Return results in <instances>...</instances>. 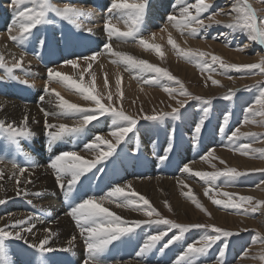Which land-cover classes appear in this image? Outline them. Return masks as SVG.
I'll use <instances>...</instances> for the list:
<instances>
[{"label":"rangeland","instance_id":"1","mask_svg":"<svg viewBox=\"0 0 264 264\" xmlns=\"http://www.w3.org/2000/svg\"><path fill=\"white\" fill-rule=\"evenodd\" d=\"M54 1L55 0H49L50 8L62 9L66 6L71 7L69 5L70 1L68 0L64 1L63 3H58V4H62L63 5L62 7L55 6L53 4ZM74 1L75 0H73L72 2ZM57 2L59 1L57 0ZM98 2L99 0H92V2L89 5L91 6V4L93 3V6H96V3ZM117 2H119V0H117ZM205 2L212 4V7L208 10V12L202 14V18L205 20V23L207 24L208 23L207 17L209 15H214L218 10L221 9L227 11L230 7L229 4H231L232 0H205ZM105 3L107 4V8L102 11L101 8L98 6L96 12H95L96 8L91 7L92 11H90L89 13V15L92 17L91 19L98 17L94 20L95 22H97V25L89 27L92 29V33L95 31H99L101 32L102 41L104 43L108 42V44L110 45L123 44L132 47V50L137 48L139 40L143 39L145 43L149 45V47L147 49L145 48L144 51L146 52V54L148 53L147 55L144 54V52L142 51L143 52L142 54H144L145 57H141L133 53H126L125 55L132 56L137 60H143L146 63L152 64L155 67H159L168 71L173 77L176 78V80L180 81V83L183 84L185 91L191 93L193 96H199L202 99H211L212 102H211V106H208L202 104L201 101L199 100H190L188 104L185 106V108L180 109L181 115L177 117L175 120H172L171 118H165L163 121L149 122L143 119H139V122L136 125V129H134L132 133H129V136L125 139V141L122 142L115 149V153L107 160L98 163L94 169H92L89 173H87L84 177H82L81 181L76 185V188L73 190L72 193L62 192V190L58 188L56 184L53 183L54 188L56 186V188L53 189L54 192L52 191L53 199L58 200V202L60 203L64 216L60 215V218H58L56 225L53 226L52 231L55 232L56 235L50 241L49 246L54 249H57V251L46 254V259L48 261V264H61V263L83 264L84 260L88 257V253L85 251V245L83 244L84 242L80 243L78 241L79 230L77 231L76 228V231H74L75 235L71 233L72 232L71 227L75 225V222L66 213L70 211L71 206H73L75 203L80 202L82 199L87 198V194H91L93 196L99 194L96 197L104 196L107 193V191L111 188V186L110 187L109 185L106 186L104 185L103 182H107L108 180H110L112 174L116 176L118 175V172L122 173L123 168L121 165L126 161L129 162L132 160V162L136 165L137 164L136 160L140 159L138 156H142L141 158L142 161L146 159L156 158V169L159 168L160 163L157 157L160 156L161 154L159 153L161 150L160 148L161 145H159V143L156 144V146L159 145L158 146L159 151L157 148L154 149L153 152H155V157L144 156L141 151L132 148L131 145L135 140L134 136L137 137L134 143L137 144V146L144 152H147V148L151 146V143L153 141L156 142L157 140L161 139L166 143L168 142L173 143V149L169 153L168 158H172L174 156H180V157L182 156L178 154L179 151L177 150V142L178 144L181 142V144L184 145L183 152L185 153V156L186 153L188 156L189 154L188 151L190 150V146H191L192 153L198 152V154H194L195 158L191 159L188 163H194L196 166L200 168L199 169L200 172L212 173L217 170L235 168L237 171L244 173L243 175L235 178H228L223 176L218 177L215 181V189L207 192V194H206V189H213L214 186L211 183H208L205 180L194 175L196 177L197 184L195 183V186L197 189H193L194 191L189 193V196H192L202 205L203 211L197 208L195 204L192 202V200L188 198L186 200L190 201L189 203H191L189 204L190 211L185 210V213L181 211H175L173 208H171V205L166 199L168 198L167 193H170L172 191L167 186H162V188L161 187L158 188L157 186H154L156 184L155 183L156 181H154L152 184L153 187L155 188H151V189L153 192L154 191L157 192L158 201L155 198L156 194L154 196H151L149 194L151 189L146 188L147 186L145 182H144L145 184L143 185H145L146 187L136 191V193H138L139 195H143L146 199H148L151 206L154 207L161 216L167 219L182 224L214 225L223 230H227L235 233L228 240V247L226 250L225 257L223 258V264H264V208H262L260 211L256 213H245L243 209L241 210L224 209L221 206L212 203L213 199H223L227 201V199L229 198H233V202L235 203L238 202L239 197L241 196L251 197L253 201H264V171H262V169H264V158L260 156V150H264V126H262L259 123L245 122L246 116L249 121L252 120L259 121L262 119L260 116L253 117L250 114H247L246 109L249 106L253 105L255 98L258 96L259 84L264 83V76H261L258 73L250 74L247 71L229 70L225 72L224 70L220 69L218 63L217 64L211 63V56L213 55L218 56L224 63L227 64L242 65V64H250V63H260L261 61H264V46L255 44L254 42H249L245 34L244 37H242L238 35L240 33L236 32L235 38L239 40H235V41L233 40L232 42H230V45L224 47L223 46L224 38L218 35L225 28L222 25L220 26L213 25L211 27V30L213 31L208 37L204 36L203 32L205 31L203 30H201V32L195 37L189 36L187 30H183V29L178 30L179 38L188 37L189 41L196 39L197 41H199L200 44H204L206 46L210 45V43H214L211 47L207 48L205 46L202 47L193 43L192 44L188 42L182 43L178 40L176 41L172 40L173 43H175L178 48L185 50L191 49L193 51L207 53L208 54L207 62L210 65V68H203V61L201 60V58L199 57H192L191 59L183 58L182 56L177 54V51L172 48L171 44H169L168 41H166L167 43L164 42L163 45L164 47L162 48L159 47L160 51L159 53H157L156 50L151 47V45H153L155 41L152 43L150 38L154 39L155 35H158V32L161 33L162 32L161 30H163L165 27L163 28L159 24H153L152 26H149L147 27V29H145L143 25L146 20V18L144 17L145 13L139 24L138 32L135 34V39L133 38L123 39V38H118L117 36H113L109 38L107 36V33L104 31V25L108 21H111V26H114L119 32H125L130 29H128L126 26H124L122 23L116 20L117 13L110 14L108 12V9L111 7V4L113 3V0H106ZM132 3H137V0H133ZM248 3L257 12L258 16H264V0H248ZM3 11L4 13L13 12L12 7L10 5V0H0V32H1L0 41L1 43H3L2 40L5 39L6 42L12 46V49L15 51V55L31 56V58L29 59L30 60L34 59L33 62H35L36 59L45 58L47 61L45 67L54 68L57 71L61 72L62 74H63L62 67L66 65L63 63L65 59H72L71 57L75 58L80 56L91 57L93 55H96V59L90 61L91 67L88 70H90V73L92 72L91 75L89 74V71L87 72L88 75H90L91 77L88 81L89 82L88 86H91L93 88V94H96L98 97H102L101 102L105 105L106 108L111 107L118 110H123L127 115H131L134 118H137L143 115H156L162 111H171L172 108L177 107V103H176L177 100L185 99V97H182L178 94V89L180 85L176 84L174 81H168L165 78H160L159 83L145 84L143 81L153 77L155 75L154 73H150V72L140 73L139 70L136 71V69L134 68H131L134 69V72L132 70L129 71L125 70L123 66H127V65L122 62H119L120 58L115 56L112 57V60L115 63V67L117 70H120V72L123 73L124 77L128 80L129 84L125 86L123 82H121L119 88L115 87L112 90L108 87L107 84V88H105L106 89L105 92L96 91L97 88L95 83V74L97 73L96 69L99 63L98 61L102 57V54H98V53H102V51L92 48L90 45H86V47H83L85 46V44L83 46L82 44H80L81 47L79 48V46L74 45V41H72V39L66 40L70 43L71 45L70 47L64 44L66 49L63 48L58 50L56 48L58 47L62 48L63 44L61 42L63 41V43H65L64 39L62 40V38H60L58 42L56 38L52 35V32H48V30L50 31V29H53L54 27L55 29L61 28L63 34L70 33L72 37H75L74 39L80 41L82 39L80 35L83 34H85L86 36L90 35L89 32L83 31V29L86 26V24L83 22V17H82L83 14H81L80 18H78L77 15L74 16L72 18V21L69 22V20L63 19L59 15H57L55 11L52 10L48 11L44 23L38 25L36 28H34L31 31V33L20 39V41H23L24 45L27 46L28 49H30L29 44L31 40H33L34 42L38 40H42L41 42L38 41L35 43L37 45L33 46L32 48L33 53L29 54L24 47H17L16 44L8 38L9 37V33L7 31L8 26L5 24L4 19L1 17ZM102 13H104L105 15L104 18L100 17ZM1 18L3 21L1 20ZM215 19H219L221 21L226 22L228 20V17L215 16ZM77 25H79L80 27L78 28ZM41 29H44L45 32L42 31ZM3 34L4 36H2ZM13 34H15V32ZM43 34H46L49 37L47 36L46 38H44ZM36 36L39 37L36 38ZM87 40H85V42ZM1 43L0 46L2 45ZM246 43H249V46L247 45V47H245ZM42 44L43 46L44 44H46L47 47L43 49ZM72 48H73V53H69V51ZM240 48H243V51H240L239 50ZM42 49L43 51L41 52ZM138 49L140 50V48ZM1 50H0V56H3L4 64L7 67H13L14 65L13 63L8 64L6 62L7 60L5 59L4 56L5 53L3 54ZM64 50H67L68 56H66V53H62V51ZM257 53L261 55L260 61L258 62L253 61L254 56H256ZM169 54H173L174 58H176L177 60L174 59L173 62L170 59ZM236 54H240V59L236 58L235 56ZM103 55L109 57L108 53H104ZM34 64L35 65L33 67L26 68L25 66H23L28 74L36 75L37 70L41 72L44 69V67H42L37 62H35ZM3 69L5 68L0 67V76L2 75V77H0V98L5 99L2 90L6 84L7 86H9V84L11 85V83L16 85L17 89L11 87L9 88L10 89L9 91L12 92L14 95H19L18 91L24 89V84L22 83L23 84V88H22L20 81H22V79L26 81L25 80L26 78L22 77L20 73H17L16 72L17 69H13V72L11 73V75L14 77H10V75L6 72V69L5 70ZM140 74L143 75L140 76ZM212 80H216L218 81V83L213 84ZM255 80H257V82L252 83V81ZM133 85L135 87L150 89L154 93L151 94L152 95L151 97H149L148 95L137 96L135 95L136 92L134 93L132 92L133 90H131V87ZM165 87L177 89V94L175 95V98H173V96H170L168 92L164 91ZM108 88L109 91H107ZM229 91H234L235 95L228 100L223 99V97L226 96L229 93ZM109 95L112 96L111 101H109L108 99ZM85 102H86L85 106L84 105L81 106L78 105V106L81 108H88V109L95 107V105L92 104L91 101H85ZM204 107H209V112L205 119V123L202 127V132L200 134V137L198 138V143L194 146V142L192 139L194 127L195 124L199 122L201 117L204 116L203 113ZM40 109L41 107H37V109L27 108L26 111L29 112V115L34 114V112L38 113V111L39 113H43L40 111ZM226 114L229 115V121L228 124L225 126L224 131L221 132L220 128L223 123L224 116ZM76 118L81 119V117L78 115ZM3 122L5 123V130H0V188L3 189V191H0V199L6 198L7 202L2 206H0V211L2 210L0 214L3 211H6V212H10L14 217V215L16 214H20L22 212H26V213L28 212L32 215L38 214L39 218L44 219L42 214L36 211L34 207L30 211L22 209V208H29L31 206V202L27 201L25 203L28 204L25 205L23 204V206L21 207L20 204L22 202V197H20V195L24 193V191H27L30 193L28 195L30 199L33 201L35 199L36 201L40 199L44 201L50 199L49 196L47 195H45V197H41L42 195H35V193H38L35 190H38V188L41 186L40 184L42 183L41 181L44 182L48 177L47 172L44 173V171L43 172L35 171V169L37 168L36 166L38 165V163L35 160L38 159L39 161L43 159V147L45 143L46 144L49 143L47 144V146L50 144L56 147L58 146L61 152H64L70 150L71 147H74L75 142L73 141L69 143L70 145L67 144V146L61 149L58 140H50V138L46 135L45 121L44 124L29 123L27 125L29 134L26 136H18L17 139L13 141L8 137L9 133L7 131V126L12 125L13 128L18 129V128H22L23 124L14 125V124H10L9 122L7 123L6 121ZM103 127H109V128L104 131H100L103 129ZM114 127L115 125L113 118L110 115H105L99 117L97 120L90 122L88 125H86L83 129L76 132L75 134L70 133L69 135L78 138L77 142L82 147H85L87 144L84 145V143H88V144L92 143L93 140L95 139V136L98 134L105 135L104 133H107L108 136L109 135L108 133H110V131L113 130ZM144 128H146V130H142ZM213 129L214 131L212 133ZM153 130H157L156 135L146 136V137H150V140L146 141L145 135L147 134V132L151 134V131ZM173 130H174V136L170 141L169 135ZM235 130H238L240 139L236 140L234 143L229 142L227 140V137L231 135V133ZM85 135H88V138H90L91 135V138L93 140H91V142L88 140L85 141L84 139ZM210 136L211 139L206 141L205 139L206 138L208 139ZM215 136L218 137V142L216 141L212 142L213 140H217ZM108 137H104L103 139L108 140L110 143H115L114 138L110 139V137L109 138ZM206 143H210V146H206ZM242 144L249 145V154L243 155L241 154L240 151L236 150ZM163 145L165 146V144ZM185 145H189V146L185 147ZM252 149H255L257 151L252 152L251 151ZM106 150H107L106 145L100 144L97 153H92L90 156L84 157L85 154L81 150H79V152H81L79 154L80 156H82V158L90 160L96 158V156L99 155V152ZM209 151H212L211 157H207V153ZM202 157H205L206 159H202ZM123 160L124 162L119 164ZM177 160L178 158L176 159L173 158V161H177ZM8 161H13V162L11 163ZM13 163L16 165V167H13ZM169 163L170 161L167 160L165 161L164 164L168 165ZM115 165L117 167L116 172L115 170H113V167ZM21 167L25 169V171L22 174L19 171ZM183 167L184 164L181 163L179 166V170H180L179 173L178 171L173 172L169 176L177 178L178 175L182 172L181 169ZM137 168L139 167H135V168L130 167L131 172H133L131 173L133 176L124 175L125 176L124 177L123 174H120L117 176L118 178L115 177L116 179L114 183H112L113 187H115V185L118 184L120 185L124 183L127 180V178L128 179L135 178L134 171H136ZM3 170L5 171L8 170V171L5 172ZM173 171H176V169ZM195 172L198 171H196L194 167V169H191V173L194 174ZM4 175L6 176L4 177ZM19 175L20 177L21 176L23 177L20 179ZM165 175L167 174L155 173V176L149 175L150 177H148V175L145 176L144 174L141 178L142 179L150 178L154 180V178L157 177H166ZM43 176L45 177L43 178ZM17 177L19 178V187H17L18 184ZM29 180H31L32 183L26 182ZM93 180L96 181L93 182ZM15 191L16 193L14 195ZM17 191H20L21 193L19 196L17 195ZM159 192H162V194ZM217 192L219 194H217ZM224 192H228L230 194V197L223 196ZM24 198L27 199L28 197H24ZM180 199H184V197L183 198L180 197ZM72 200L74 201V203H69ZM245 207H247V205H245ZM109 210L112 211L114 214L119 215L123 220L129 222L147 219V217L144 216L142 212H135L131 208L117 207L116 204L112 206ZM62 218H64V220ZM15 219L17 220L22 218L19 217L11 218V221L9 223H11L12 220L14 221ZM2 225L3 224L0 223L1 227H3ZM128 226H131V224H129ZM67 227L70 229H67ZM45 228L51 229V226H47ZM45 228H40L39 230L41 231L35 229L34 230L35 232L33 231V234L24 233L25 239H16V240L10 239L6 242H0V244L3 245V247L0 248V251L7 252V257H6L7 264L10 263L9 261L10 256H13L16 253L18 255V259L20 260V264H29V262H31V264H41V259H40L41 254H39L33 248L29 247V245L34 244V242L35 244H37L39 240L43 238V236L45 235L44 233ZM55 228H59V230ZM163 230H165V226L163 225H155V224L142 225L141 227L137 228L134 232H130L120 236L116 241H113L112 244L109 245V247L105 250V251H110V253L114 256L121 255L119 256L120 259H116L117 261H114L113 263H107L106 260L104 259L105 254L102 253L100 257V261L102 262V264H128V263L129 264H174V262L177 261V258L185 252L189 244L195 243L203 235L206 234L205 229L203 228L191 229L185 232L180 240L175 241L173 244L165 248L164 245L168 242V240H170L173 236L178 234V230H172L168 232L167 235L163 237V239L159 241V243L149 253L137 257L136 253L139 251L146 236L152 234H158L160 231ZM208 231L210 232V234H214L211 233L210 229ZM63 233L65 235H63ZM67 234L69 236H67ZM72 235L77 238L74 243V246L71 247L69 251L75 248V246L78 244L81 249L83 248L80 256L77 255L78 253L75 252L65 253V251L59 250L62 248L69 247L68 240L70 239V236L73 237ZM26 236H30V237H26ZM26 238L27 239L30 238L29 239L30 244L28 245L24 242ZM57 240L59 243L57 242ZM51 243L53 245H51ZM223 243H224L223 239L217 241V243L213 245L206 254L198 255L195 258H193L191 264H219L218 253ZM196 246H199V244H197ZM161 249H163V251H161ZM169 249H173L174 251Z\"/></svg>","mask_w":264,"mask_h":264},{"label":"snow or ice","instance_id":"2","mask_svg":"<svg viewBox=\"0 0 264 264\" xmlns=\"http://www.w3.org/2000/svg\"><path fill=\"white\" fill-rule=\"evenodd\" d=\"M178 3L183 5L180 8L179 18L175 15H169L167 20L172 24L173 27L178 30H187L189 36H197L201 30L207 31L208 28L213 25L224 26L230 29L232 32L243 33L247 36L249 42H254L255 44L264 46V16H258L257 12L252 8L248 3V0H232L230 7L227 11L218 10L214 15H209L207 17L208 23H205V20L202 18V14L208 12L212 7L211 3L205 2V0H195V3H185V0H178ZM10 5L13 10L12 21L8 26L9 39L13 42L20 40L25 37L31 31L36 28L38 25L44 23L45 17L48 11L52 10L57 13L61 18L72 21V18L76 15H79L82 11H92L91 9H79L73 7H64V8H50L49 0H10ZM147 7L146 0H141L139 3H125L123 0H113L111 7L108 9L110 14L120 13V18L127 17L130 21V30L125 32H119L114 26H111V21H108L104 25V31L107 33L109 38L117 36L118 38H133L135 39V34L138 32L139 24L143 18ZM194 10V13H193ZM215 16H225L228 17V20L221 21L215 19ZM127 22V20H126ZM79 28L80 26L77 25ZM84 31L89 33L92 32L91 28H84ZM15 32V34H13ZM219 36L225 35L224 33H219ZM168 43L171 44L172 48L177 51V54L182 56L185 59H191L192 57H199L203 61V68H210V65L207 62V53L193 51L191 49L185 50L178 48L175 43H173L171 37H169ZM139 44L143 45L145 48H148L149 45L145 43L143 39L139 40ZM152 48L159 53L160 49L156 45H151ZM247 47V45H245ZM105 52H112V49L108 43H105L103 46ZM243 51V48L239 49ZM102 54V53H98ZM113 55L119 57V62H122L127 65L128 68H134L140 72H150L155 75L150 79H146L143 82L145 84L159 83L160 78H165L168 81H174L176 84L180 85L178 89V94L185 99L177 100V107L172 108L171 111H162L156 115H143L141 117L134 118L131 115H127L123 110H118L115 108H106L105 105L101 102L102 97H98L96 94H93V88L91 86H85L82 82H77L67 75H63L61 72L57 71L54 68H49L47 70L48 80L44 85V93L40 97V101L44 102L47 96L49 103L53 102V94L57 98V107L59 109L58 113H50L43 108L40 109L43 112L45 117V130L46 135L50 140H55L63 135L75 133L83 129L90 122L97 120L101 116L110 115L114 120L115 127L110 131L109 135L114 138L115 143H110L108 140L103 139L102 136L96 135L92 143L87 144L84 148L89 153H96L99 149L100 144L106 145L107 150L99 152V155L92 160H87L78 155L75 151H67L61 154H58L53 160H51L49 167L53 170L55 174V181L58 188L64 193H71L76 188V185L81 181V178L89 173L96 165L104 160H107L115 153V149L125 141L129 136V133H132L136 129V125L139 122V119L145 121H163L165 118H171L175 120L181 115L180 109L185 108L190 100H199L202 104L211 106V99H202L199 96H193L191 93L185 91L183 84L180 81L176 80L168 71L155 67L152 64L146 63L143 60H137L132 56L125 55L123 53H113ZM96 59V55L91 57H78L77 59H67L63 63L66 65H71L73 69H76L78 63L82 60L88 67L82 68L79 75L80 80L83 81L84 73L88 72V69L91 67L90 61ZM3 56H0V67H4L6 72L10 77L13 69H20L22 64L20 61H16L13 67H7L4 64ZM212 64H219L220 69L225 72L229 70L235 71H247L250 74H260L264 76V61L260 63H250V64H227L224 63L218 56H211ZM202 68V70H203ZM127 70V69H126ZM91 75V73H89ZM23 83H28V81H22ZM51 82H56L62 85L64 88L69 90H74L81 94L86 101H91L95 105L94 108H81L76 104L68 103L67 101L61 99L58 93H55V89H51L49 84ZM213 84H217L218 81L212 80ZM117 88H119L120 81H116ZM105 88H107V82H105ZM165 92H168L170 96L175 98L177 94V89H172L169 87L164 88ZM235 95L234 91H229V93L223 97V99L228 100ZM109 101L112 100V96H108ZM209 107L203 108L204 116L201 117L198 123L195 124L193 131V142L194 146L198 143V138L202 132V127L205 123V119L208 115ZM246 113L251 116H260L262 119L259 121H249L247 116L245 122L259 123L264 126V83L259 84V94L255 98L253 105L249 106L246 109ZM69 115H78L81 117L76 122L75 127H67L63 123L54 124L48 123V118H56L57 116H69ZM29 115L25 114L23 117V127L22 128H13L12 125L7 126V131L9 133V139L15 141L18 136H26L29 134L27 125H28ZM229 115L224 116L223 123L221 125L220 131L223 132L225 126L228 124ZM0 130H5V123L0 121ZM254 135V134H253ZM174 136V130L169 135V140L171 141ZM240 139L238 130H235L227 137L229 142L234 143L236 140ZM173 149V144L169 143L167 148L164 150V154L157 157L160 164H164L168 159L169 153ZM241 154H249V145L242 144L237 149ZM252 152L257 150L252 149ZM212 156V151L207 153V157ZM260 156L264 158V150H260ZM202 159H206L202 157ZM13 167L16 165L13 163ZM214 167V166H213ZM21 173L25 171L23 167L19 169ZM102 171V170H100ZM184 173L191 172V169L188 165H184L181 169ZM264 171V169H262ZM237 171L235 168H227L225 170H217L212 173L207 172H195L194 175L205 180L208 183H211L214 187L213 189H206L207 192L215 189V181L218 177H228L235 178L243 175ZM17 187H19V178L17 177ZM27 183H32L31 180ZM125 187L127 186H115L111 188L104 196L96 198L94 196H89L88 198L82 199L80 202L75 203L71 206L70 211L67 212V215L72 218L75 222L76 228L79 230V236L83 239L85 245V251L88 253V257L84 260L83 264H102L100 261L101 254L112 244L113 241H116L120 236L125 235L130 232H134L137 228L142 225H163L165 230L160 231L158 234L147 235L143 244L141 245L139 251L136 253V256H143L149 253L158 243L167 235L168 232L172 230H178V234L173 236L164 247H168L173 244L175 241L181 239L183 234L191 229H205V235H203L198 241L193 244H189L185 252L177 258V261L174 264H191L193 258L198 255H203L208 252V250L217 243V241L223 239L224 243L220 247L218 257L219 264H223V258L225 257L226 250L228 247V240L235 233L227 230H223L214 225L208 224H182L177 223L173 220L167 219L161 216L157 210L151 206L148 199L143 195H139L136 192H126ZM0 191H3L0 188ZM21 193L17 191L19 196ZM27 196L29 193L24 191L23 193ZM217 194H219L217 192ZM39 195V193H35ZM223 196L230 197L228 192H224ZM188 199L192 200L195 206L203 211L202 205L195 200L192 196H189ZM105 201L108 204L115 203L117 207L131 208L135 212H142L147 219L140 221L129 222L123 220L119 215L114 214L107 207L102 206ZM7 202L6 199H0V205H3ZM142 202V203H141ZM212 203L218 206H221L224 209H234L241 210L245 213H256L264 208V201H253L251 197L241 196L239 197L238 202H233V198L227 199H213ZM247 205V207H245ZM171 210V209H169ZM3 219V218H0ZM34 217L32 215L27 216L24 219H17L11 223H6L3 227H0V242H6L10 239H24V233L33 234V230L36 227V224L33 222ZM131 224V226H128ZM18 229V230H17ZM211 230V233L208 230ZM45 235L42 239L39 240L38 244L29 245V247L36 250L41 254V264H48L46 259V254L50 252L57 251L49 246L50 241L56 235L50 228L44 229ZM76 237L73 236L68 241V248L59 249L60 251H69L71 247L74 246ZM27 243V240H24ZM199 244V246H196ZM3 245L0 244V248ZM163 251V249H161ZM0 264H7V252L0 251ZM31 264V262H29Z\"/></svg>","mask_w":264,"mask_h":264},{"label":"bare ground","instance_id":"3","mask_svg":"<svg viewBox=\"0 0 264 264\" xmlns=\"http://www.w3.org/2000/svg\"><path fill=\"white\" fill-rule=\"evenodd\" d=\"M59 2H57V0L54 1V5L55 6H60L62 7L63 5L62 4H58V3H63L64 1H67V0H58ZM70 1V6L73 7V8H79V9H91V7H95V12L97 11L98 7L101 8V11L102 10H105L107 8V4L105 3L106 0H99L98 3H96V6H93V3L91 4V6L89 5L92 0H75L74 2H72L73 0H68ZM125 3H132L133 0H124ZM141 2V0H137V3ZM87 3V4H85ZM146 3H147V8H146V12H145V23L143 24L144 25V28L147 29V27L149 26H152L153 24H159L161 25L164 29L161 30L162 32L159 33L158 32V35H155L154 39L153 38H150L151 42L153 43L155 41V43L153 45H157L158 47L162 48L164 47V42L167 43L166 41L169 40V37H171V39L173 41H180V42H185V43H193V44H196L198 46H202V47H211L214 43H210V45L206 46L204 44H200L199 41H197L196 39H193L192 41H189L188 40V37L186 38H179V35H178V29L173 27L171 23H169V21L167 20V17L169 15H175L177 18H179V14H180V8L183 6L181 4L178 3V0H146ZM185 3L188 4V3H195V0H185ZM230 5V4H229ZM98 6V7H97ZM89 11H82L79 15H77L78 18H80L81 14H83V22L86 24L85 26V29L86 28H89V27H92V26H95L97 25V22H95L94 19H91L92 17L89 15ZM99 15V13H98ZM104 13H102L100 15V17L104 18ZM1 17L4 19V22L7 26H9V24L11 23L12 21V17H13V12L10 13V12H7V13H4V11L2 12L1 14ZM1 18V20H2ZM116 20L119 21L120 23H122L124 26H126L128 29H130V24H131V21L125 17V18H120V13L117 12V16H116ZM127 20V22H126ZM3 21V20H2ZM42 31L45 32L44 29H41ZM75 31V30H73ZM84 31V29H83ZM213 30H211V27L207 29V31L203 32L204 36L205 37H208L210 36V34L212 33ZM48 32H52V35L56 38V40L59 42L60 38H62V40L64 39L65 43H63V41L61 42L63 45H62V48H56V49H66V47L64 46V44L66 46H71L70 43L66 40L68 39H72V41H74V45L75 46H79V48L81 47L80 44H82V46L85 44V46L83 47H86V45H90L92 48H95L97 50H101L102 51V57L100 58V60L98 61V65H97V73L95 74V83H96V88L98 92L100 91H106L105 89V82H107L108 84V87L112 90L114 89L115 87H117V84H116V81L119 80L120 83L123 82V84L126 86L129 84L128 80L124 77L123 73L120 72V70H117L116 67H115V63L113 62L112 60V57L115 56L113 55V53H116V52H119V53H123V54H126V53H133V54H137L141 57H145L144 54H146L145 51V47L141 44L138 43L137 45V48L133 49L132 50V47L130 46H127V45H110L111 49H112V52H105L104 49H103V46H104V42L102 41V36H101V32L99 31H95V32H91L90 35L86 36L85 34L83 35H80V37H82V39L80 41H77L76 39H74L75 37H72L70 35V33H67V34H63L62 33V29L59 28V29H55V27L53 29H50V31L48 30ZM1 33V32H0ZM221 33H224L225 35L221 36L224 38V44L223 46L224 47H227L228 45H230V42H232L233 40H239V39H236L235 36H236V32H232L230 29L228 28H224V30L221 32ZM239 33V32H238ZM44 35V36H43ZM42 36L44 38H46L48 35L46 34H43ZM242 37H244V34L243 33H240L238 34ZM4 36V34L2 35ZM39 36H36V38H38ZM49 37V36H48ZM6 38V37H5ZM227 38V39H226ZM3 39V38H1ZM32 39V38H31ZM88 39V40H87ZM5 40V39H4ZM2 40V42L4 43H0L2 44L0 46V50L1 52H3L4 56H5V59L7 60L6 62L9 64V63H15L16 61H20L21 64H22V67L20 69H17L16 72L17 73H20L22 75V77L26 78L25 80L28 81V83H23L22 81H24L22 79L21 82V85H22V88H23V84H24V89L23 90H20L18 91L19 95H14L12 92H10L9 88L13 87L15 89H17L16 85L12 84L11 85L9 84V86H7V84L5 85V87L3 88L2 92L4 93V97L5 99H2L0 98V120L2 121H6L7 123L9 122L10 124H14V125H18V124H23L22 121H23V117L25 114H28L29 115V112H27V108H36L37 107H41L43 108L44 110L50 112V113H58L59 112V109L57 107V98L55 96V94H53V102L52 103H49L48 100H47V96L45 98V101L44 102H41L40 101V97L42 95H45L44 93V85L45 83L47 82L48 80V77H47V70L49 68L45 67L46 66V59L45 58H40V59H36L35 62H37L38 64H40L42 67H44V69L39 72L37 70V73L36 75L34 74H28L24 67L25 66L26 68L27 67H33L35 64L34 59L33 60H30L29 58H31V56H19V55H15V51L12 49V46L9 45L6 40L4 41ZM85 40H87L85 42ZM39 42H41L42 40H38ZM38 41H33L31 40L30 41V49H28L27 46L24 45V42L23 41H16L14 42L16 44L17 47H24L27 52L29 54H32V48L34 45H37L35 44L36 42ZM108 43V42H106ZM39 44V43H38ZM208 44V42H207ZM41 45V44H40ZM39 45V46H40ZM166 45V44H165ZM183 45V44H182ZM187 45V44H186ZM221 45V44H219ZM246 45L249 46V43H246ZM43 46V44H42ZM41 46V47H42ZM169 46V45H168ZM185 46V45H184ZM47 47L46 44H44L43 46V49ZM74 48V47H73ZM73 48L69 51V53H73ZM140 48V50L138 49ZM43 49L41 50V52L43 51ZM147 49V48H146ZM40 51V50H39ZM144 54H142L143 52ZM40 53V52H39ZM62 53H66V56L67 55V50H64L62 51ZM104 53H108L109 54V57H107L106 55H103ZM148 54V53H147ZM146 54V55H147ZM136 56V55H135ZM152 56V55H150ZM170 56V59L174 62V55L173 54H169ZM236 58L240 59V54H236L235 55ZM82 57V56H80ZM117 57V56H115ZM157 57V56H156ZM72 59H77L78 57H71ZM260 58H261V55L259 53L256 54V56H254V59L253 61H260ZM67 60V59H65ZM64 60V61H65ZM166 60V59H165ZM169 60V61H171ZM177 60V59H176ZM152 61V60H151ZM178 62V61H177ZM95 63V62H94ZM172 63V62H171ZM176 63V62H175ZM181 63V62H180ZM97 64V63H96ZM182 64V63H181ZM175 65V64H174ZM179 66V65H178ZM87 67V64H85L82 60L78 63V66L76 69H73L71 65H65L63 66V74L64 75H67L69 77H71L73 80L77 81V82H82L86 87L88 86V81L89 79L91 78L90 75H88V73H84V77H83V81L80 80V71L82 68H85ZM124 69L126 70H132L134 72V69H131V68H128L127 66H123ZM179 69V68H178ZM182 69V68H181ZM5 70V69H3ZM92 70V69H91ZM89 73H90V70H88ZM137 71V69H136ZM94 72V71H93ZM92 73V72H91ZM142 73V72H140ZM94 74V73H93ZM4 75V74H3ZM19 75V74H18ZM143 75V74H142ZM140 74V76H142ZM145 75V74H144ZM17 76V75H16ZM262 76V75H261ZM260 76V77H261ZM2 77V75L0 76ZM20 77V76H19ZM150 78V77H149ZM16 81V80H15ZM17 82V81H16ZM257 82V80L255 81H252V83H255ZM23 83V84H22ZM142 84V83H141ZM121 85V84H120ZM123 85V86H124ZM21 87V86H20ZM49 87L51 89H55V93H58L59 94V97L67 102H71L73 104H76V105H84L86 104V100H84L83 96L81 94H79L78 92H75L74 90H69V89H66L64 88L62 85L56 83V82H51L49 84ZM109 88L107 91H109ZM21 89V88H20ZM131 90H133L132 92H136L135 95L137 96H143V95H148L149 97H151L154 92L150 89H147V88H142V87H135L134 85L131 87ZM148 99V98H147ZM32 114V113H31ZM77 115H69V116H57L56 118H52L51 116L48 118V123H54V124H59V123H63L65 124L67 127H75L76 126V122L79 120L78 118H76ZM44 121H45V117L43 115V113H38L37 112H34V114L32 115H29V120H28V124H33V123H43L44 124ZM104 123V122H103ZM101 123V124H103ZM109 123V122H108ZM42 125V124H41ZM40 126V124H39ZM104 126V125H103ZM41 128V127H40ZM109 127H103L102 130L100 131H104L106 129H108ZM94 129V128H93ZM142 130H146V128L142 129ZM44 131V130H43ZM42 131V132H43ZM95 131V130H94ZM214 129L212 130V133H213ZM107 132V131H106ZM76 133V132H75ZM74 133V134H75ZM157 133V130H153L151 131V134L147 132V134L145 135L146 136H155ZM105 135L103 134H100V136H102L103 138L104 137H110V139L112 138L110 135L107 136V133H104ZM109 134V133H108ZM99 135V134H98ZM160 135V134H159ZM215 135V134H214ZM163 136V135H162ZM42 137V136H41ZM67 137H70V138H67ZM108 137V138H109ZM67 138V139H65ZM149 138V139H148ZM215 138L217 140H213L212 142H218V137L215 136ZM84 139L85 141L88 140L91 142V140H93L91 138V135H90V138H88V135H85L84 136ZM134 139L136 140L137 137L134 136ZM209 139H211V136L207 139H205L206 141H208ZM55 140H58V142L60 143V148H64L65 146H67V144L71 143V142H75L74 143V147H71L70 150H67V151H75L78 155H80L79 153V150H81L85 155L84 157L86 156H90L92 153H89L88 151H84V147H82L78 142V138L76 137H73L72 135H69V134H66V135H63ZM135 140L133 141L132 143V148L134 149H137L139 151H141L143 153L144 156H148V157H155V152L154 149L157 148L158 151H159V148L158 146L161 145V150L159 153H161L162 155L164 154V150L167 148L168 143H166L165 141H162L161 139L160 140H157L156 142H152L151 143V146L149 148H147V152H144L142 151L138 146L137 144H135ZM145 140H150V137H146ZM164 140H165V137H164ZM45 141V140H44ZM115 141V140H114ZM113 141V142H114ZM159 143V145L156 146V144ZM187 143V142H185ZM41 144V143H40ZM44 144V143H42ZM49 144V143H47ZM45 143L44 144V147H43V159L39 160L36 159L35 161L38 163V165L36 166L37 168L35 169V171H38V172H43L44 173H48V177L47 179L43 182L41 181L42 183L41 186L38 188V190H35L36 192L39 193V195H42L41 197H45V195L49 196L50 199L44 201V200H37L36 199L33 201L30 199L29 195L25 196L23 193L20 195V197H22V202H21V207L23 206V204H28V203H25L27 201L31 202V206L29 208H22L24 210H28L30 211L33 207L36 211L40 212L42 214V216L44 217V219L42 218H39L38 217V214H35V215H32L30 213H26V212H22L20 214H16L14 215V217H19V218H26L27 216L29 215H32L34 217V223L36 224V227L35 229H40V228H45L47 226H51V230L53 229V226L56 225L57 221H58V218H60V215H63L64 213L62 212V209H61V206H60V203L58 202V200H55L53 199V195H52V191L54 188L53 186V183L56 184V181H55V174L53 172V170L49 167V164L51 162V160H53L58 154H61L63 152H61V150L58 148V146H54L52 144L48 145ZM88 143H84V145H86ZM165 144V146L163 145ZM173 144V143H172ZM70 145V144H69ZM129 145V144H128ZM156 146V147H155ZM164 146V147H163ZM175 146V145H174ZM189 145H185V147H187ZM206 146H210V143H206ZM183 149H184V145L181 144V142L178 144L177 142V150L179 151V155H182L181 157L180 156H174L172 158H168L167 160L170 161V163L168 165H165V164H159V168L156 169V158H153V159H146L144 161L141 160L142 156H138L140 159H137L136 162L137 164L135 165L132 160L131 161H126L125 163L124 160L121 161L119 164L123 163L121 166L123 168V171L122 173L121 172H118V175L120 174H123L124 175H132L131 173V169L130 167L132 168H135V167H139L137 168L136 171H134V175H135V178H132V179H128L122 183V184H118V185H115V186H127L125 187V191L126 192H136L144 187H146L147 189L148 188H155L153 187V182L156 181L155 185L154 186H157L158 188L162 186H167L170 188V190L172 192L170 193H167L168 194V198H166L169 202V204L171 205V208H173L175 211H181V212H184L185 213V210H189L190 207H189V203L190 201H187L186 199L189 197V193H191L192 191H194L193 189H197L196 186H195V183H196V177L194 176V174H192L191 172L189 173H184V172H181L178 177L174 178V177H171L169 176L171 173L173 172H177L179 173V166L180 164H184V165H188L190 169H196V171H199V167L196 166L194 163H188L191 159H194L195 158V155L194 154H198V152H194L192 153V147L190 146V150L188 151L189 154L187 156V153H186V156H185V153L183 152ZM205 149V148H203ZM67 151H64V152H67ZM151 151V152H150ZM186 151V149H185ZM41 152V151H40ZM98 152V151H97ZM96 152V153H97ZM38 153V152H37ZM160 154V155H161ZM83 155V154H82ZM94 155V154H93ZM95 156V155H94ZM41 157V156H40ZM82 157V156H81ZM93 157V156H92ZM173 158H178L177 161H173ZM89 159V158H88ZM92 160V159H90ZM166 160V161H167ZM142 161V162H141ZM8 162H13V161H8ZM206 163V162H204ZM36 164V163H35ZM203 164V163H201ZM34 165V164H32ZM117 165V164H116ZM116 165L113 167V170H117V167ZM124 165V166H123ZM200 165V164H199ZM4 166V165H3ZM6 168V167H5ZM206 168V167H205ZM7 169V168H6ZM11 169V168H10ZM176 171H173L175 170ZM178 169V170H177ZM151 170V171H150ZM5 171V170H3ZM8 171V170H7ZM5 171V172H7ZM33 171V170H32ZM43 173V175H44ZM155 173L157 174H167L165 175L166 177H157V178H154V180L150 179V178H141L144 174L145 176L148 175V177L150 176H155ZM177 173V174H178ZM22 174V173H21ZM151 174H154V175H151ZM176 174V173H175ZM15 175V174H14ZM118 175L114 176V174L111 175V179L108 180L107 182H103L104 185H109V187L111 186V188H113V185L112 183H114L115 181V177H117ZM150 175V176H149ZM182 175V176H181ZM6 175H4L5 177ZM30 176V175H29ZM37 176V175H36ZM35 176V177H36ZM133 176V175H132ZM137 176V177H136ZM20 177V175H19ZM23 176L20 177V179L22 178ZM45 176H43L44 178ZM125 177V176H124ZM118 178V177H117ZM10 179V178H9ZM11 180V179H10ZM23 180V179H22ZM37 180V179H36ZM40 180V179H39ZM38 180V181H39ZM96 181V180H93V182ZM10 182V181H9ZM27 182V181H26ZM146 183V186L143 185ZM18 183V182H17ZM24 183V182H23ZM36 184V183H35ZM151 184V185H150ZM197 184V183H196ZM9 185V184H8ZM9 187V186H8ZM12 187V186H11ZM34 188V187H33ZM32 188V189H33ZM111 188L108 190L110 191ZM18 189V188H17ZM58 189V188H57ZM199 189V188H198ZM9 190V189H8ZM132 190V191H131ZM163 190V189H162ZM11 191V190H10ZM107 191V192H108ZM200 191V190H199ZM12 192V191H11ZM54 192V191H53ZM163 192V191H162ZM162 192H159L162 194ZM8 193V192H7ZM16 191L14 192V195H15ZM29 193V192H28ZM72 193V192H71ZM93 193V192H92ZM140 193V192H139ZM6 194V193H5ZM30 194V193H29ZM149 194L151 196H154L156 194V199L158 198L157 197V192L156 191H151L149 192ZM71 195V194H70ZM99 195V194H97ZM97 195H94V197H96ZM159 195V194H158ZM12 196V195H11ZM9 196V197H11ZM89 196H93L91 194H87V198ZM101 196V194H100ZM161 196V195H160ZM24 197H28L27 199H25ZM40 197V198H41ZM75 197V196H74ZM184 197V199H180ZM8 198V196H7ZM15 198V196H14ZM32 198V197H31ZM38 198V197H37ZM48 198V197H47ZM96 198H99V197H96ZM152 198V197H150ZM154 198V197H153ZM6 199V198H5ZM66 199V198H65ZM155 199V201H156ZM16 200V199H15ZM62 200V199H61ZM154 201V200H153ZM158 201V199H157ZM13 203V202H12ZM33 203V204H32ZM62 203V202H61ZM69 203H74V201H70ZM8 205V204H7ZM115 204H108L106 201L105 203L102 205L104 207H107L108 209H110L112 206H114ZM2 206V205H0ZM6 206V205H5ZM5 208V207H4ZM2 211V210H1ZM0 211V212H1ZM11 211V210H10ZM190 211V210H189ZM67 213V212H66ZM124 215V214H123ZM139 215V214H138ZM64 216V215H63ZM132 216V215H131ZM12 216V214L10 212H6V211H3L1 214H0V218H3V219H0V223L1 224H6V223H9L11 221V218H14ZM64 220V218H62ZM16 220V219H15ZM13 221V220H12ZM70 224V223H69ZM72 224V223H71ZM2 225V226H3ZM67 225V224H66ZM65 225V226H66ZM59 226V225H58ZM1 227V226H0ZM62 227V226H61ZM34 229V230H35ZM55 229H58L59 228H55ZM67 229H70L67 227ZM72 229V234H74V231H76V227L75 225H73V227H71ZM33 230V231H34ZM66 230V229H64ZM41 231V230H39ZM69 231V230H68ZM78 231V229H77ZM35 232V231H34ZM38 232V231H37ZM62 232V231H61ZM26 234V233H25ZM41 234V233H40ZM70 234V233H69ZM61 235V234H60ZM63 235H65L63 233ZM62 235V236H63ZM75 235V234H74ZM67 236H69L67 234ZM73 236V235H72ZM77 236V235H76ZM26 237H30V236H26ZM55 237V236H54ZM64 237V236H63ZM41 238V237H40ZM65 238V237H64ZM69 238V237H68ZM71 238V236H70ZM77 238V237H76ZM25 239V238H24ZM30 239V238H29ZM26 238L27 240V245L30 244V240ZM53 239V238H52ZM56 239V238H55ZM69 241V240H68ZM78 241L81 243L83 242V239L79 236L78 238ZM15 242V241H14ZM22 242V241H21ZM32 242V240H31ZM58 242V240H57ZM39 243V242H38ZM37 243V244H38ZM54 243V242H53ZM59 243V242H58ZM62 243V242H61ZM35 244V242H34ZM57 244V243H56ZM84 244V243H83ZM24 245V244H23ZM32 245V244H30ZM51 245H53L51 243ZM28 247V246H27ZM59 247V246H58ZM83 249V248H82ZM82 249L80 248V246L77 244L75 246V248H73L71 251H65V253H70V252H75V253H78L77 255L80 256L81 254V251ZM169 250H173V249H169ZM174 251V250H173ZM85 252V251H84ZM16 253V252H15ZM104 254H105V257L104 259L106 260L107 263H113L114 261H117L116 259H120L119 256L121 255H117V256H114L110 253V251H104ZM157 255V254H156ZM156 257V256H155ZM165 259V258H164ZM104 260V261H105ZM9 261L10 263L9 264H20V260L18 259V255L17 253L14 254L13 256H10L9 258ZM173 261V260H172ZM14 262V263H13ZM62 264V263H61ZM66 264V263H64ZM71 264V263H70ZM82 264V263H81ZM129 264V263H128Z\"/></svg>","mask_w":264,"mask_h":264}]
</instances>
